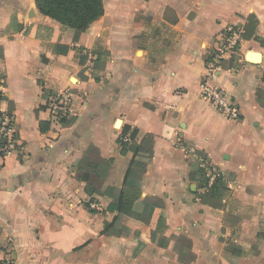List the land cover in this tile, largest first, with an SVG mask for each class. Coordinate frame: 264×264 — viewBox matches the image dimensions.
<instances>
[{"label": "crops", "instance_id": "1", "mask_svg": "<svg viewBox=\"0 0 264 264\" xmlns=\"http://www.w3.org/2000/svg\"><path fill=\"white\" fill-rule=\"evenodd\" d=\"M104 5V15L79 31L42 14L36 0H0L2 108L14 112L20 143L0 158V264H264V0ZM251 16L258 22L246 38ZM229 25L244 28V41L215 83L234 98L235 120L200 96L206 61ZM55 44L70 50L56 53ZM97 45L109 53L101 60ZM78 49L95 55L91 65ZM65 89L74 93L66 127L47 107ZM40 121L49 130L42 132ZM134 130L138 140L154 136L142 196L165 203L166 246L151 237L159 209L149 225L125 216L130 232L103 234L115 217L111 198L88 195L87 177L76 175L95 145L116 163L104 189L122 187L133 153L122 155L118 138ZM189 149L221 170L229 191L219 206L202 200ZM179 236L191 240L190 249Z\"/></svg>", "mask_w": 264, "mask_h": 264}, {"label": "trees", "instance_id": "2", "mask_svg": "<svg viewBox=\"0 0 264 264\" xmlns=\"http://www.w3.org/2000/svg\"><path fill=\"white\" fill-rule=\"evenodd\" d=\"M36 4L42 14L58 21L64 28L70 27L79 31H86L92 23L100 19L105 13L104 0H36ZM249 22L246 28V38H249V34L254 33L258 20L255 16H251ZM52 47L56 53L66 54L70 50V46L64 44H55ZM94 52L97 54V60H101L103 54H109L101 45H97ZM0 54H2L1 50ZM234 59L236 60L237 56ZM85 60V56H81V62L83 63ZM262 94H264V90H260V100ZM44 97L49 98L45 93ZM73 120L74 118L62 119L60 122L66 127L71 125ZM49 128V122L40 121L42 132H46ZM137 133L134 130L130 135H125L127 134L125 133L118 138L120 153L122 155H126L128 152L133 153L122 187L108 185L104 189L106 182L113 177L116 163L114 158H104L95 145H90L85 151L78 164L76 175L78 179L87 177L85 190L88 195L106 194L111 198L108 210L115 213V217L111 222L105 223L103 234L130 232L131 228L123 222L125 216H130L142 221L145 225H149L154 213L159 209L160 216L156 228L151 231V237L152 241L158 245L166 246L168 242L162 237V233L167 228L165 203L159 197L142 196L144 175L154 157V136L145 135L141 140H138L136 138ZM197 153L200 152L197 151ZM190 163L193 168V177L199 182L200 187H205L202 200L208 204L219 206L217 201H221L224 194L229 191L223 182V177L218 178L211 187H208L205 169L200 167L196 159ZM91 210L95 211L94 208ZM260 238H263L262 234H260ZM176 242L181 247L190 249L192 246L191 240L186 236L177 237ZM186 254L188 259L194 258L191 252Z\"/></svg>", "mask_w": 264, "mask_h": 264}, {"label": "built area", "instance_id": "3", "mask_svg": "<svg viewBox=\"0 0 264 264\" xmlns=\"http://www.w3.org/2000/svg\"><path fill=\"white\" fill-rule=\"evenodd\" d=\"M244 34V28L238 25H229L224 29L220 40L206 61L204 79L200 86V96L210 102L226 118L234 120L240 116L239 108L232 95L217 85L215 79L221 71L223 63L239 51L244 41ZM81 53L88 56L89 65H91L95 55L84 49L81 50ZM4 92L5 82L0 73V158H4L20 148L16 116L12 110L2 108ZM73 100L74 93L71 89H65L52 96L47 104L52 120L61 121L72 118L74 116ZM188 152L198 161L200 167L205 169L208 187H211L218 178L223 176L221 170L210 161L207 155L197 153L195 149H189ZM93 207L97 208V204L93 203ZM3 264L13 263L11 259L5 258Z\"/></svg>", "mask_w": 264, "mask_h": 264}, {"label": "water", "instance_id": "4", "mask_svg": "<svg viewBox=\"0 0 264 264\" xmlns=\"http://www.w3.org/2000/svg\"><path fill=\"white\" fill-rule=\"evenodd\" d=\"M255 54L256 56L252 55ZM251 56H249V59H251L252 61H259V53H252Z\"/></svg>", "mask_w": 264, "mask_h": 264}, {"label": "rangeland", "instance_id": "5", "mask_svg": "<svg viewBox=\"0 0 264 264\" xmlns=\"http://www.w3.org/2000/svg\"><path fill=\"white\" fill-rule=\"evenodd\" d=\"M79 50V49H78ZM79 53H80V50H79ZM81 54V53H80Z\"/></svg>", "mask_w": 264, "mask_h": 264}]
</instances>
